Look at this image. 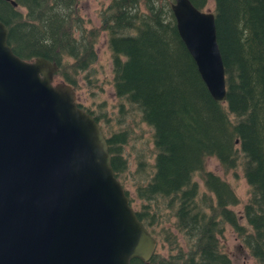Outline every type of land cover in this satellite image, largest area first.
<instances>
[{
    "label": "trees",
    "instance_id": "16d2710c",
    "mask_svg": "<svg viewBox=\"0 0 264 264\" xmlns=\"http://www.w3.org/2000/svg\"><path fill=\"white\" fill-rule=\"evenodd\" d=\"M78 1L0 0V20L17 56L56 62L55 75L71 87L97 60L95 45L106 32L115 94L152 129L153 155L137 152L130 170V130L105 128L104 114L77 105L103 131L115 176L138 219L166 247V254L155 251L148 261L134 258L131 264H231L220 239L226 224L254 263L264 264V0H213L226 80L223 103L210 95L178 34L173 0H109L100 26L90 28ZM190 1L201 10L208 3ZM126 111L121 103L117 124ZM209 157L225 173L241 166L248 185L245 223L229 207L240 203L232 184L206 169Z\"/></svg>",
    "mask_w": 264,
    "mask_h": 264
},
{
    "label": "water",
    "instance_id": "95a60500",
    "mask_svg": "<svg viewBox=\"0 0 264 264\" xmlns=\"http://www.w3.org/2000/svg\"><path fill=\"white\" fill-rule=\"evenodd\" d=\"M171 10L207 90L225 102L213 12L190 0ZM57 69L17 56L0 20V264L148 261L157 241L115 176L98 122L71 85L54 83Z\"/></svg>",
    "mask_w": 264,
    "mask_h": 264
},
{
    "label": "rangeland",
    "instance_id": "374dc122",
    "mask_svg": "<svg viewBox=\"0 0 264 264\" xmlns=\"http://www.w3.org/2000/svg\"><path fill=\"white\" fill-rule=\"evenodd\" d=\"M109 0H79L78 12L85 21L87 28L100 26V13L108 5ZM213 0H208L205 11L213 9ZM97 60L87 69L78 74L77 85L72 87L75 91L76 102L84 108L90 109L94 114H104L101 125L107 128L109 125L113 128H128L132 139L125 146V154L129 160V169L135 167V156L137 152L144 151L149 157L153 155L152 129L140 119V113L132 110L129 113L130 106L119 99L113 87V72L111 53L107 45V34L101 31L95 45ZM54 83L64 81L62 77L55 75ZM124 103V109H127V117L122 124H117L115 118L119 115L120 105ZM117 129V130H119ZM152 160V159H151ZM205 167L217 175L225 178L232 184L236 194L240 198V203L229 206L241 217V222L245 223L242 217L243 204L248 197V185L244 178L241 166L225 173L218 160L215 157H209L206 160ZM197 179V178H196ZM201 187V192L205 191L202 183L197 179ZM126 188L131 196L135 195V187L130 181L126 182ZM174 231V230H173ZM175 232V231H174ZM155 251L166 254V247L163 246L159 238ZM223 249L229 254L231 264H255L248 249L244 246L238 235L232 228L226 224L223 235L221 236Z\"/></svg>",
    "mask_w": 264,
    "mask_h": 264
}]
</instances>
